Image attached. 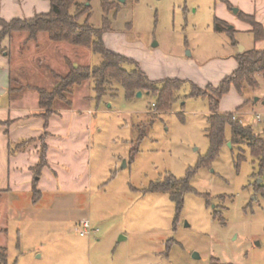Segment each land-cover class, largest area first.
<instances>
[{"label":"rangeland","instance_id":"rangeland-1","mask_svg":"<svg viewBox=\"0 0 264 264\" xmlns=\"http://www.w3.org/2000/svg\"><path fill=\"white\" fill-rule=\"evenodd\" d=\"M5 1L0 4L12 6L18 17L27 15L29 0ZM110 1L116 7L106 11L102 0H76L70 12L90 8V24L108 27L107 47L137 61L152 78L187 82L166 111H156L155 94L127 97L114 80L102 99L87 80L74 90L70 106L54 103L47 129L54 134L50 166L41 167L38 179L42 193L32 192L31 201L15 197L16 208L14 194L0 197V249L7 251V262L0 264H264L261 161L246 142L232 143L229 126L211 157L209 101L192 96V82L202 88L219 84L231 52L253 45L243 28L235 26L238 45L215 30L216 18H233L238 7L227 0ZM3 62L10 64L11 77L5 86L0 71V101L32 111L39 106L37 89H52L54 75L68 72V62L94 66L101 56L53 42L46 33L30 38L17 29L0 47ZM258 82L243 94L230 90L220 104L264 139L261 75ZM65 128L78 134V159H69L68 166L60 163L59 131ZM241 153L246 159L238 164ZM51 167L61 173L59 180L49 177ZM172 177L189 180L194 189L183 192L181 206L169 192L146 191L152 182ZM85 220L89 233L83 232Z\"/></svg>","mask_w":264,"mask_h":264},{"label":"trees","instance_id":"trees-1","mask_svg":"<svg viewBox=\"0 0 264 264\" xmlns=\"http://www.w3.org/2000/svg\"><path fill=\"white\" fill-rule=\"evenodd\" d=\"M51 9L47 13H40L30 19L13 18L5 20L0 17L2 29L0 31V47L4 40L14 31L25 30L29 33L30 38H34L38 33H46L53 42H67L75 46L92 49L94 53L101 56V62L98 65L69 63V70L65 74H55L56 85L52 89L38 88L40 95L39 108L44 112L37 115L44 119V129L46 132L39 139L42 146L40 149V160L31 168L34 173L32 188L35 194H40L38 179L41 167L48 165L47 151L48 144L46 137L49 134V117L55 112L52 110L54 103L60 102L66 106L71 105V96L77 86H81L85 81L94 82V90L97 99H102L105 93V86L111 80L121 84L127 94V97H134L138 91L153 93L157 96L154 103L156 111L169 110L177 99V92L187 82L180 78H163L152 80L141 68V66L132 58L120 54L107 47L103 35L107 26L102 29L95 28L90 24V8L78 10L75 14L70 11L73 6H78L76 0H49ZM103 8L107 11L116 5L110 0H102ZM231 6V5H230ZM86 16L84 22L80 23L79 19ZM237 16L244 22L249 23L252 27L254 39L260 41L264 39V26L258 22L254 15L246 14L239 11ZM215 30L217 32H227L234 45L238 42L235 39L236 29L230 26L228 22L216 18ZM238 68L229 76L225 77L218 86L209 85L202 88L192 82V96L203 97L208 99L211 113L208 117L207 135L212 143L213 157L218 151L220 145L225 140V131L229 126L232 132V143L242 144L244 142L249 146L252 155L261 161L262 172L264 169V139L255 135L253 128L236 121L232 112H221L220 103L224 95L229 93L234 86L237 91L243 94L245 86L255 88L258 86V75L264 78V49H251L238 53L236 55ZM127 64L133 65L132 69H127ZM244 105V104H243ZM241 105L240 107H242ZM240 107L238 109H240ZM12 120L1 121L0 126L7 127L9 132ZM30 140H24L17 143L13 151L25 146ZM246 159L244 153L238 157V164ZM173 178V177H172ZM170 178L163 182H152L146 191L151 192H169L171 199L176 201L179 206L182 205V194L185 191L194 190L189 185V180H178ZM257 191H262V185L257 186ZM1 193V191H0ZM0 262H7L6 248L0 249Z\"/></svg>","mask_w":264,"mask_h":264},{"label":"crops","instance_id":"crops-1","mask_svg":"<svg viewBox=\"0 0 264 264\" xmlns=\"http://www.w3.org/2000/svg\"><path fill=\"white\" fill-rule=\"evenodd\" d=\"M10 1V4L18 3V0H6ZM5 1V2H6ZM234 1V2H233ZM12 2V3H11ZM229 4L233 6H237L239 11H242L246 14L254 15L256 20L260 22L264 26V0H227ZM42 5V6H41ZM27 15H19V17L11 11L12 6L6 5L5 7L0 4V17L5 20H11L13 18H21V19H30L35 15L40 13H47L51 9V4L49 0H29L27 3ZM45 8V9H42ZM11 13V14H9ZM236 16L233 18L226 17L222 20H225L229 24L234 23L232 26L236 31H239L236 27H240L245 29L247 32H251V25L242 21L236 13ZM24 16V17H23ZM254 39V36H253ZM238 42V41H237ZM239 44V42H238ZM237 44V45H238ZM251 49H264V39L260 41H256L254 39L253 45L245 46L244 50ZM243 50V51H244ZM241 52H231L232 58L229 59L227 71L223 72V77L220 82L230 74H232L238 68V61L236 59V55ZM1 66V65H0ZM143 71L152 79L149 71L145 67H141ZM0 71H2L3 84L5 86L9 85L10 77H11V67L10 64H5L0 67ZM166 78V77H165ZM220 84V83H219ZM219 84L208 83L207 85L218 86ZM237 90L234 86L231 90ZM0 91L2 92V88L0 87ZM225 96V95H224ZM1 99V98H0ZM243 105V104H242ZM16 102H1L0 101V120L7 121L12 120V123L9 128V132L7 133L6 126H0V197L3 196H11L14 194L15 196L12 200L16 199L15 197H20L21 199H26L28 201L32 200L31 193L33 192L32 181L34 178V173L31 170L33 166H35L40 157V149H41V141L40 136L46 132L44 129V119L37 114L39 113V106L37 108L31 109L32 111L22 110ZM240 107V106H239ZM238 107V108H239ZM70 111H75L73 108L68 109ZM221 112H228L221 108ZM233 113V112H232ZM50 120V119H49ZM40 121V122H39ZM43 123H42V122ZM48 131V136L46 137V143L48 144L47 151V161L48 167L49 165V157H50V138L53 137L54 134ZM62 139L61 142V153H60V163L61 165H66L70 163L71 160L78 159V147L76 141L78 140L77 131L74 129H61L59 131ZM50 135V136H49ZM24 140H30L31 142L27 143L25 146L21 147L18 150L13 151V148L17 143L23 142ZM65 141L67 143L65 144ZM71 159V160H69ZM75 161V160H74ZM51 178L55 177L57 180L60 179L61 173L51 167ZM41 176L40 179L41 180ZM40 194L42 190L40 189ZM11 198V197H10ZM18 204L17 201H13V206L16 208ZM16 210V209H15ZM3 231V228L1 229Z\"/></svg>","mask_w":264,"mask_h":264},{"label":"built area","instance_id":"built-area-1","mask_svg":"<svg viewBox=\"0 0 264 264\" xmlns=\"http://www.w3.org/2000/svg\"><path fill=\"white\" fill-rule=\"evenodd\" d=\"M0 95H1V91H0ZM258 120H259V121L261 120V118H260L259 115H258ZM83 226H84V230H83V232H84V233H89V232H90V229H91L90 221H89V220H85V221L83 222Z\"/></svg>","mask_w":264,"mask_h":264},{"label":"water","instance_id":"water-1","mask_svg":"<svg viewBox=\"0 0 264 264\" xmlns=\"http://www.w3.org/2000/svg\"><path fill=\"white\" fill-rule=\"evenodd\" d=\"M234 12L237 13V12H238V9L235 8V9H234ZM243 50H244V47H243V46H240V51H239V52L242 53ZM137 95H138V96H141V95H142V91H138V92H137Z\"/></svg>","mask_w":264,"mask_h":264}]
</instances>
